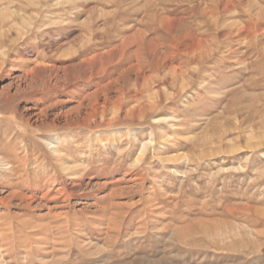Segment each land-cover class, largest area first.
I'll list each match as a JSON object with an SVG mask.
<instances>
[{"label": "rangeland", "instance_id": "obj_1", "mask_svg": "<svg viewBox=\"0 0 264 264\" xmlns=\"http://www.w3.org/2000/svg\"><path fill=\"white\" fill-rule=\"evenodd\" d=\"M3 21L0 264H264V0H0Z\"/></svg>", "mask_w": 264, "mask_h": 264}, {"label": "bare ground", "instance_id": "obj_2", "mask_svg": "<svg viewBox=\"0 0 264 264\" xmlns=\"http://www.w3.org/2000/svg\"><path fill=\"white\" fill-rule=\"evenodd\" d=\"M243 1V0H242ZM251 11V10H250ZM259 16V15H258ZM258 19V18H257ZM4 24H5V22L3 21V22H1L0 23V25H2V27L4 26ZM4 28V27H3ZM44 33V32H43ZM32 35L34 36V34L33 33H31V37H32ZM11 37V31L10 32H5L1 37H0V47L1 46H7V47H11V46H14V45H16V43L18 44L20 41H19V39L17 40H13V39H11L10 38ZM30 38V37H29ZM29 38L27 39V40H29ZM27 42V41H26ZM25 42V43H26ZM85 46V45H84ZM148 48V47H147ZM94 61H95V58H92V59H89L87 62H86V65L85 66H87V78L85 79V81L87 80L88 82H92L93 80H94V74H93V69H94ZM85 62V61H84ZM1 63H0V69H1ZM101 66V65H100ZM75 67V66H74ZM78 67V66H77ZM42 67H37V68H35V69H33V70H31L30 72H28V74L27 75H29V74H32V73H34L35 71H37V69H41ZM80 68H81V66H80ZM82 73V72H81ZM99 73V72H98ZM184 75L183 74H181V75H178V76H176V78L173 80V82H177L178 81V79L180 78V80H181V78L183 77ZM86 77V76H85ZM68 78V77H67ZM83 79L84 77L81 75V77H79V75L78 76H76V78L74 79L75 81H79L80 79ZM194 80V79H193ZM68 83L65 85V87L64 88H66V87H68V86H71V83H73L72 82V80L70 81V78H68ZM94 83V82H93ZM192 84V83H191ZM46 87H48V86H46ZM147 88V87H146ZM67 89V88H66ZM44 91H46V89H44ZM185 91V90H184ZM94 94L95 93H92L91 95H90V97H92V96H94ZM142 94V93H141ZM161 96V95H160ZM89 97V98H90ZM136 98V97H135ZM176 98V97H175ZM142 99V98H141ZM134 102V101H133ZM160 102V101H159ZM139 103V102H138ZM142 103V102H141ZM154 107H156V105H154ZM152 108V107H151ZM146 109H147V105H141L140 107L138 106V107H134L133 109H131L130 111H129V114H127L126 115V117H125V121H127V122H138V120L139 119H141V118H143V117H141L142 115H143V112L145 113L146 112ZM5 110V109H4ZM128 111V110H127ZM120 118V117H119ZM121 119H122V117H121ZM121 119H119V121L121 120ZM105 120V119H104ZM123 120V119H122ZM118 121V122H119ZM89 122V121H88ZM104 122V121H103ZM106 122V121H105ZM109 122V121H108ZM122 122V121H121ZM126 123V122H125ZM141 123V122H140ZM108 124V123H107ZM112 124V123H111ZM136 124V123H135ZM92 125V121H91V123L89 122V124H88V126L90 127ZM110 125V124H109ZM3 129V128H2ZM2 132H4V131H2ZM55 147V146H54ZM4 148H6V147H3V146H1L0 147V153H1V151H4L5 149ZM10 151V150H9ZM31 152V151H30ZM59 152V151H58ZM34 153V152H33ZM10 154V153H9ZM11 154H12V152H11ZM14 156H16V155H14ZM14 158V157H13ZM6 159H8V158H6ZM10 159V158H9ZM24 164V163H23ZM22 176V175H21ZM21 193H23V192H21ZM13 195H15V194H13ZM19 197H21V198H24L23 196H21V195H19ZM28 197V196H27ZM44 197V196H43Z\"/></svg>", "mask_w": 264, "mask_h": 264}]
</instances>
